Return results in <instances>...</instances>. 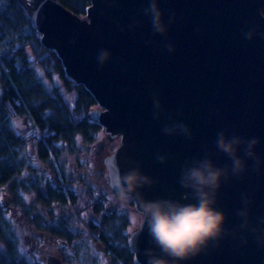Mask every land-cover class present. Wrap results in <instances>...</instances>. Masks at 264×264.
<instances>
[{"label":"water","instance_id":"95a60500","mask_svg":"<svg viewBox=\"0 0 264 264\" xmlns=\"http://www.w3.org/2000/svg\"><path fill=\"white\" fill-rule=\"evenodd\" d=\"M19 1L44 47L55 50L67 76L93 95L99 107L87 117L102 126L108 141L121 136L120 145L104 157L112 189L118 190L122 173L138 166L157 180L141 190L144 199L194 202L179 184L181 168L207 151L218 166L230 164L214 144L224 129L259 138L256 151L264 159V36L259 34L264 33V0H160L166 18L175 16L167 37L153 34L143 14L148 0H91L84 16L59 0ZM256 27L258 34L246 38ZM168 43L175 52L167 50ZM102 49L110 53L103 67L97 61ZM175 123L187 124L193 138L166 135L164 127ZM158 156H167V162ZM244 193L253 201L252 220L264 217V167L260 172L250 167L243 180L234 177L224 184L218 207L237 232L186 264H264V246L239 229ZM133 199L140 211L139 199ZM127 241L135 263L146 264L143 250L152 247L147 223ZM47 264L65 263L51 253Z\"/></svg>","mask_w":264,"mask_h":264},{"label":"trees","instance_id":"16d2710c","mask_svg":"<svg viewBox=\"0 0 264 264\" xmlns=\"http://www.w3.org/2000/svg\"><path fill=\"white\" fill-rule=\"evenodd\" d=\"M59 1L80 16L86 14L91 3V0ZM262 11L264 14V7ZM32 24L30 13L19 0H0V178L5 182L14 174L11 190L16 197L28 191L40 203L75 202L77 191L70 186L73 184L67 176L66 163L59 159L82 148L88 151L97 141L102 126L87 117L97 102L83 84L67 76L56 51L44 47ZM65 92L73 93V98L65 97ZM15 118H20L30 131L38 159L48 170L46 175H39L38 168L32 167L29 178L21 177L16 149L27 130L24 136L19 134ZM86 179L81 181L89 187L87 193L94 196V187ZM105 195H100L101 203ZM101 203L97 210L102 208ZM38 217L35 219L39 222ZM128 218L124 213L105 214L101 226L92 222L90 228L93 237L111 249L117 260L134 264V253L126 241L128 231L124 230ZM61 224L63 228L68 226L66 220ZM77 232L67 230L59 234L71 239L80 237ZM9 254L6 251L0 254V264H32Z\"/></svg>","mask_w":264,"mask_h":264},{"label":"clouds","instance_id":"9594fccd","mask_svg":"<svg viewBox=\"0 0 264 264\" xmlns=\"http://www.w3.org/2000/svg\"><path fill=\"white\" fill-rule=\"evenodd\" d=\"M110 6L114 7L115 3ZM143 14L149 18L153 34L168 36L170 25L175 23V16L166 18L160 0H148ZM137 23L131 27L134 28ZM258 32V27L253 28L245 34L246 38L253 39ZM259 34L264 36V33ZM165 47L169 52L176 51L172 43L166 44ZM109 58L110 53L104 49L97 55V61L102 67ZM163 131L166 135L193 138L188 125L184 123L166 125ZM214 144L231 163L223 167L218 166L212 158L214 155L212 151H207L203 158L193 157L186 161L181 168L179 184L188 190L191 200L194 201L191 203H182L170 198L144 199L141 190L154 186L157 180L144 174L138 166L122 173L113 200L120 207H125L133 198L139 199L140 211L135 221L138 223V231L143 230L147 223V232L152 245L143 250L146 264H186L205 253L211 246H218L222 239L237 232L228 227L229 217L218 207L220 193L224 184L234 177L243 180L250 167L256 172L261 171L264 167V159L256 151L261 140L255 137L245 138L235 133L229 135L228 130L224 129L217 133ZM248 159L253 160L254 164L250 166ZM157 160L166 163L168 157L158 156ZM241 198L243 207L237 210V216L241 218L239 229L242 232L252 233L256 242L264 246V234H262L264 228H261V225H264V217H258L253 221L250 210V205L253 203L251 195L244 193ZM240 239L247 243L245 236L241 235Z\"/></svg>","mask_w":264,"mask_h":264},{"label":"flooded vegetation","instance_id":"af4514ba","mask_svg":"<svg viewBox=\"0 0 264 264\" xmlns=\"http://www.w3.org/2000/svg\"><path fill=\"white\" fill-rule=\"evenodd\" d=\"M19 134H23L19 129L17 131ZM121 138V136H117ZM30 135L27 137L24 136L22 144L17 147L16 152L17 159L20 162L21 167V177L23 178H29V175L32 173L31 168L32 167H38L41 168V161L38 159V153L34 149L31 151V148L29 147ZM115 139V138H114ZM112 141V140H111ZM105 146V145H104ZM104 146H102V149L100 150V158L97 159V165L99 166L101 171H105L103 174V177L105 179L107 178V167L104 162V156L102 155V152L104 151ZM102 151V152H101ZM80 152L83 156L81 158L77 159V163L75 165V168H79V175L77 176V179L79 181V184L75 186V191H77L76 187L79 186L82 190L85 185V189L81 191V194L83 195V198H80L81 196L78 195V199L74 200L75 202H72L69 200L68 203L62 204L56 201H51L50 204L46 203H40L41 204V214H32L31 209L29 207L28 198L25 195V193H29L28 191L21 192V196H14L13 191L11 190L13 185V179L12 176L6 180L5 182L0 178V185L7 184V190L0 193V254L3 252H9V255H12L10 257L17 258V259H23L26 261H29L32 264H35L34 261L28 256L27 251H32V253L37 254H43L46 258V264H47V257L48 254H55L62 258V261L65 264L67 263L68 258L63 256L60 252L59 246L62 244H59L61 242H65L64 244L69 245L70 243H74V241L80 239L83 240V236L81 237H73L71 239H68L65 236H61L59 234V231H85L86 234L90 233L88 244L90 248L98 249L102 252V257L106 260V264H124L120 260H117L115 255L113 254L112 250L107 248L102 242L95 239L91 233L93 231L90 227L92 222L95 225L101 226V223L103 221V216L105 214H110L113 212L118 213L119 215L121 213L128 215V222H126L124 230L129 231V227L132 224V218L129 212L125 209V207H120L118 203H115L113 200V197H115V193H117V190L112 189L114 192H112V196H108L105 190H107V186L105 188L101 187L98 183H94L92 181L91 175H88L89 172L85 171L84 169H81L82 165L80 166V163L78 164V160L82 159L83 161L87 160L86 155L88 151L86 148L79 150L75 153L76 154ZM92 152V151H91ZM67 154H64L59 159L60 161L66 162L70 159L66 158ZM70 155V154H68ZM106 157V156H105ZM81 161V160H80ZM82 162V161H81ZM94 162L93 155L91 157V163ZM38 168V169H39ZM87 169V168H86ZM45 170V168H44ZM12 173V172H11ZM39 175H45L39 173ZM82 178H87L90 182V185L94 187V196H91L87 193L89 187L86 184H83L84 182L81 181ZM107 183H108V179ZM73 184V183H71ZM109 185V183H108ZM109 190V189H108ZM78 192V191H77ZM102 193H106V198H104V202L101 203L98 199L101 197L100 195ZM85 199V200H84ZM101 203V207L99 210H97V206L99 207V204ZM130 203V202H129ZM133 208L136 212H139V210L136 209V204L134 199H132ZM130 203V204H131ZM78 205H80L78 207ZM62 209H65L63 212H61ZM35 216H39V222L35 219ZM66 220V224L68 223V226L66 225V228L62 227V221ZM40 223V224H38ZM22 227H21V226ZM31 227L34 231H37V236H29L28 235V228ZM137 229V228H136ZM104 230V229H103ZM55 231V232H54ZM78 233V232H77ZM54 237V238H53ZM129 237V234H128ZM23 241L28 242L27 249H23ZM127 241V240H126ZM57 242H59L57 244ZM128 243V241H127ZM80 244V243H77ZM84 244V243H83ZM129 247V245H128ZM130 249V248H129ZM26 251V252H24ZM135 263V260H134Z\"/></svg>","mask_w":264,"mask_h":264},{"label":"rangeland","instance_id":"374dc122","mask_svg":"<svg viewBox=\"0 0 264 264\" xmlns=\"http://www.w3.org/2000/svg\"><path fill=\"white\" fill-rule=\"evenodd\" d=\"M65 94H66L65 97H67L69 99L73 98V93H66L65 92ZM95 107H99V106L95 105ZM13 122H14V126H15L16 130L19 129L22 133H24L25 130H27V127L25 126V123L20 118H15L13 120ZM29 133H30V131L27 130L26 137L28 135H30ZM106 136L107 135H106V133L104 132V130L102 128V131H101V133L99 135V138L94 143V145L88 150V153L86 155V159L87 160L83 161L82 159H79L78 160L79 161L78 164L81 163L82 164L81 169H84L85 171L89 172L88 175H91L92 181L94 183H98L103 188H105V186H107V190H105V192L107 193L108 196H112V194H113L112 192H114L111 189L112 187L110 186V184L108 185L107 180L105 179V177H103L101 175L102 173H105V171H101L99 166L97 165V159L98 158L99 159L102 158V157L100 158V150L102 148H100L98 146H100L101 143L104 142V145H105L104 148L105 149H104L103 152L102 151L101 152H102V155L105 157L106 155H108L111 152H113L114 149L117 146L120 145V140L121 139L119 137H116L112 141H108ZM28 140H30L29 147L31 148V151H33L34 150V144L32 142L31 135H30V138ZM82 149H84V148H82ZM68 154H70V155H68ZM92 155H93V158H94V162L93 163H91ZM82 156L83 155L80 152H78L76 154L67 153V155L65 156L66 158L70 159L69 161H67V163L66 162L65 163H66V166H67V173H68L67 176L68 177L70 176V180H72L71 183H73V185H70V186L73 187V188H75V186L79 184L77 176L80 174L79 173L80 169L79 168H75V165L77 163V159L81 158ZM39 167H40V165L38 167L35 166V168H39ZM44 168H45V170H44ZM31 171H32V169H31ZM37 171L39 173L41 171V174H44V173H45V175L47 174L48 170H47L46 165H45L44 162L41 161V168L37 169ZM83 184H85V183H83ZM6 186H7V184L0 185V193H2L3 191L7 190ZM76 189L78 191L77 194L79 196H81L80 198H83V195L81 194V191L85 189V185H84V188L82 190L80 189L79 186H77ZM25 195L29 199L28 200V203H29L28 205H29V207L31 209V212H33L32 214H38V213L41 214V208L42 207H41L40 202H38L37 198L31 193H25ZM129 202L131 203L132 200L129 201ZM129 202H128L126 208H125L129 212V214L131 215V218H132V224L129 227V229H131V231H128V234L134 232V230H136V228H138V223L137 222L133 223V218H135L137 216L138 212H136L134 210L133 203L130 204ZM79 206L80 205H78V207ZM64 210L65 209H62L61 212H63ZM27 228H28V235L30 237L39 235V234H37V231H34L31 227H27ZM78 233H80V237L83 236V240L78 239V240L74 241V243L72 242L69 245L64 244L65 242H61V243L57 242V244L58 243L62 244L61 246H59V249H60L61 254L63 256H65L66 258H68L67 263L68 264H106L105 263L106 260L102 257L103 254H102L101 251H99L96 248L92 249V248H90L91 246L89 247V245H85L86 243L88 244L90 233L86 234L85 231L84 232L83 231H78ZM77 243H80V244H77ZM22 246H23V249L26 250L27 246H28V242L23 241V245ZM24 252H26V251H24ZM27 253H28V256L32 259V261L35 262V264H46V258H45V256L42 253L41 254H37V253H32V251H27ZM134 264H138V263H134Z\"/></svg>","mask_w":264,"mask_h":264},{"label":"snow or ice","instance_id":"6c2138e0","mask_svg":"<svg viewBox=\"0 0 264 264\" xmlns=\"http://www.w3.org/2000/svg\"><path fill=\"white\" fill-rule=\"evenodd\" d=\"M136 221H135V218H133V223H135ZM129 231H131V229H129Z\"/></svg>","mask_w":264,"mask_h":264}]
</instances>
